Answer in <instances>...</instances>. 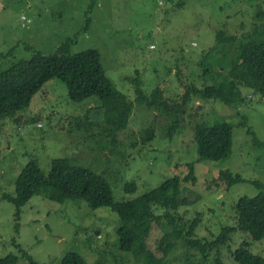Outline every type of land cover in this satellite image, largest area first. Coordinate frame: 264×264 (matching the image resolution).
I'll list each match as a JSON object with an SVG mask.
<instances>
[{
	"label": "rangeland",
	"instance_id": "374dc122",
	"mask_svg": "<svg viewBox=\"0 0 264 264\" xmlns=\"http://www.w3.org/2000/svg\"><path fill=\"white\" fill-rule=\"evenodd\" d=\"M260 8L264 11V0H0V70L37 52L53 55L71 41V55L99 51L107 77L128 100L136 101L137 79L146 94L161 87L169 101L181 102L184 86L176 75L202 88L200 64L216 45L217 33L241 35L264 24L255 20ZM220 58L212 57L215 62ZM241 90L243 101L231 106L194 97L173 139L167 135L172 117L135 103L128 128L112 137L98 97L74 102L65 83L49 81L28 109L0 122V260L13 255L18 264H30L27 257L61 264L68 253H78L91 264H145L120 250V219L109 208L93 210L82 200L57 203L37 195L17 220L14 205L3 195H15L17 178L32 160L46 176L56 159L90 168L110 183L116 203L141 197L175 177L183 180L193 164L195 182L183 181L178 192L186 199L179 216L192 221L202 215L196 231L201 239L213 240L223 228L236 226L238 200L264 193V99ZM198 123L233 126L227 159H199ZM222 171L243 182L227 189L219 178ZM129 184L135 191H127ZM156 213L164 215L162 209ZM169 230L163 221L150 233L148 245L158 256V242ZM244 242L264 258V238L254 241L237 232L207 263L219 257L224 264H238L231 254ZM166 261L204 264L205 259L181 240Z\"/></svg>",
	"mask_w": 264,
	"mask_h": 264
},
{
	"label": "trees",
	"instance_id": "16d2710c",
	"mask_svg": "<svg viewBox=\"0 0 264 264\" xmlns=\"http://www.w3.org/2000/svg\"><path fill=\"white\" fill-rule=\"evenodd\" d=\"M255 20H264L261 8ZM71 43L66 42L53 55L37 52L28 60H20L0 70V122L28 109L34 96L54 79L66 84L69 98L74 102L98 97L103 103L104 118L111 126L108 133L112 137L128 128L135 103L172 117L167 135L173 139L181 123L180 116L194 97L237 105L243 101L241 89L245 88L258 92L264 99V24H255L251 31L241 35L218 32L216 45L205 54L200 64L203 87L196 86L188 79L184 84L182 73L176 75L181 86H184L181 102L169 101L161 87L146 94L137 79L136 101L128 100L107 77L99 51L87 50L71 55ZM214 55L221 58L215 62L212 59ZM148 132L152 136L153 131ZM151 136L150 140L153 139ZM194 140L201 161L225 160L232 153L233 126L228 123L213 126L198 123L194 127ZM188 167L189 174L183 180L175 177L141 197L116 203L110 183L90 168L56 159L52 162L50 174L46 176L38 161L32 160L17 178L15 195L5 194L3 200L14 205L17 220L21 218L22 208L37 195L57 203L82 200L93 210L109 208L120 219L117 228L120 250L143 260L145 264H168L167 257L181 240L189 248L201 252L204 264H224L219 257L213 263H207L208 256L228 244L234 233L249 234L254 241L264 238V193L255 198L242 197L238 200L235 205L236 226L223 228L213 240L197 238L196 231L202 215L186 221L178 214L180 206L186 204V199L178 196L182 182H195L194 165L189 164ZM219 178L226 183L227 189L243 182L242 177L230 171L220 172ZM135 188V184L126 187L128 192L135 191ZM160 209L164 211L162 216L156 213ZM163 221L170 230L165 231L158 242V251L162 254L158 256L149 247L148 239L153 226H160ZM231 255L238 264H264V258L253 254L247 242ZM27 260L30 264H39L30 257ZM18 263V257L13 255L0 260V264ZM61 264L91 263L78 253H68Z\"/></svg>",
	"mask_w": 264,
	"mask_h": 264
}]
</instances>
